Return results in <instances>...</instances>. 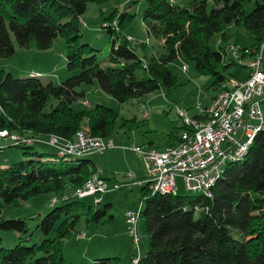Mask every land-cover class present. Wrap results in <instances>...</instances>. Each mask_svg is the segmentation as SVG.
Masks as SVG:
<instances>
[{"label":"trees","instance_id":"1","mask_svg":"<svg viewBox=\"0 0 264 264\" xmlns=\"http://www.w3.org/2000/svg\"><path fill=\"white\" fill-rule=\"evenodd\" d=\"M103 1L0 0V58L15 53L12 35L20 47L39 50L51 48L62 36L66 41L67 68L77 71L54 84L44 83L32 74L17 78L0 68V131L72 140L78 130L87 127L92 135L109 138L115 132L119 113L103 104L92 106L89 101L87 108L73 107L74 101L86 96L84 90H79L83 84L97 80L103 91L120 102L162 87L168 96L180 82L170 65L180 58L186 63L194 62L199 73L215 76L211 86L217 90L228 79L220 69L237 64L233 58L225 63L231 36L228 29L235 26H245L255 38L251 47L263 52L264 0L257 1L251 11L245 9V4L254 0H215L210 10L205 0H191L189 7L169 0H146L142 12L146 39L152 37L162 43L149 46L144 40L133 44L129 35L120 39L119 32L106 27L112 36V47L109 64L102 66L97 49L80 39L88 3ZM133 17L128 11L120 13L121 27ZM216 34L220 35L218 51L210 46ZM50 99L57 104L46 111ZM183 128L173 127L168 134L169 144ZM25 153L36 158L13 160L9 167H0V215L6 206L41 194H51V202L54 196L70 195L50 202L53 209L37 225L39 242L27 245L21 240L14 247H5L0 237V264H68L64 256L66 240L82 217L87 222H100L107 214L106 206L97 207L72 195L97 173L96 165L87 157H61L55 150ZM141 192V218L146 224L149 249L139 264H264V131L256 136L245 160L227 166L212 198L153 194L147 184ZM0 228L28 231L23 218L1 219ZM92 264L119 262L117 257H109L95 259Z\"/></svg>","mask_w":264,"mask_h":264},{"label":"rangeland","instance_id":"2","mask_svg":"<svg viewBox=\"0 0 264 264\" xmlns=\"http://www.w3.org/2000/svg\"><path fill=\"white\" fill-rule=\"evenodd\" d=\"M205 1L210 10L215 0ZM257 1L262 2L263 0L246 2L245 9L251 11L257 6ZM190 2L191 0H176L174 3L178 4L180 7H189ZM146 6V0H105L100 3L89 2L82 16L86 25L81 24L82 37L80 42L89 44L94 49H97V58L102 66L109 64V56L112 47V36L108 32V29L104 27L105 23H110L112 27L118 26L120 39H124L129 35L132 37V40L129 41L133 44L144 40L149 46H155L156 44H160V42L162 43V41H156L152 37H149L148 41L146 40L145 26L142 19V12ZM124 11H128L134 17L132 21L126 22L127 25L122 28L121 21H119L118 18L119 14ZM228 32L231 36L226 48L227 59L225 63H229L228 59L233 58L237 64L231 65L227 70L223 68L220 70L227 78L234 77L239 80H245L247 76V67L244 64L247 63L248 59L242 56L241 51L235 53L231 48H252L251 46L255 44V38L243 25L229 28ZM12 39L16 46V51L8 58H0V68L12 73L14 77L26 78L30 77L32 73H39L40 76L38 78L44 83L52 82L54 84H60L77 72L70 71L67 68V49L64 37L59 36L55 40L53 46L45 50H39L34 47L22 48L17 44L13 35ZM219 44L220 35L216 34L210 40V46L215 51H218L220 49ZM262 50L263 52L260 53L263 54L264 59V45ZM184 63L186 62L178 58L170 65L173 73L180 76V82L177 86L170 89V94L168 96L166 95V89L162 87L160 90L148 93L140 98L120 102L112 95L103 91L97 80H95L93 84H83L79 88V90H84L86 92V97L74 101L72 103L73 107L87 108L89 105L86 101H89L92 106L95 104H103L117 110L119 113V118L115 125V132L112 137H109L113 139L114 147L106 150L104 154H95L87 157L97 164V175L107 177V179H105L110 183H122L125 182L124 177L127 172L135 169L134 166L139 157L135 152L128 150V146L124 145H128L129 139L130 141L132 139L130 130V128H132L131 118L134 114H137L140 118L139 112L142 106L146 107V110H149L153 115H157L158 119H156L155 122L160 124V126L164 123L173 126H181L182 123L177 118L175 110L172 109V104L194 112L197 105L200 104L201 106H205L209 102L210 96L213 94L214 90L211 85L215 80V76L199 73L194 62H187L188 70L184 71L182 69ZM56 104V100L50 99L45 110L49 111L51 106ZM157 108L160 109L158 110V114H155ZM261 109L264 115V102L261 103ZM146 121L147 120L139 119V123L144 124L141 126L143 131H146ZM145 133L147 134V132ZM35 137L39 138V136L36 135ZM34 145L35 146L27 149L18 148L11 142L0 138V167H9L13 160L21 161L36 158L35 155L26 154L25 152L34 153L47 150L52 152L55 150L58 154L57 149L47 143L45 145L36 142ZM58 158L57 156L53 157V159ZM177 185L176 194L178 195H201L198 192L189 191L180 176L177 177ZM51 197V194H41L23 201L18 205H9L3 209L0 215V221L1 219L23 218L26 219L28 227V231L23 233L18 231H6L0 228V237L2 238L3 246L14 247L16 244L20 243L21 240L22 244L31 245L41 240V232L37 228V225L41 218L53 209L54 206L51 205ZM79 200L97 207L106 206L107 214L102 216L100 222H87L85 217H82L75 232L66 240L64 256L68 264H92L95 259L109 257H117L119 264H132V256L137 255L138 251L132 237L128 233L123 215L124 210L129 206L139 208L142 202L140 185H136L133 190L121 187L117 190H110L109 192L97 196H89ZM98 202L101 203L97 205ZM109 203H111V206L107 205ZM112 215L115 219L114 222L111 218ZM198 215L199 213L197 212L196 216ZM138 227L141 235L140 255L143 256L147 249H149V239L146 234V224L143 219L139 220ZM80 233H86L91 239H78L77 235Z\"/></svg>","mask_w":264,"mask_h":264},{"label":"built area","instance_id":"3","mask_svg":"<svg viewBox=\"0 0 264 264\" xmlns=\"http://www.w3.org/2000/svg\"><path fill=\"white\" fill-rule=\"evenodd\" d=\"M104 27H111L119 32L118 26L112 27L110 23H105ZM127 38L132 40L131 36ZM231 49L235 53L241 51L247 55L248 61L244 64L247 67L245 80L234 77L224 80L219 84L211 103L197 105L195 113L175 105V114L184 126L176 144L163 150L147 145L133 144L127 147L143 160L146 170L143 183L147 184L151 193L175 195L178 188L177 177L180 176L189 191L212 198L213 189L224 178L227 166L245 160L256 136L264 131V115L261 109V103L264 102L263 54L256 48ZM182 69L188 70L187 63L182 65ZM32 75L40 76L39 73ZM149 113V110H145L144 117ZM0 138L15 145L44 142L55 147L62 157H89L104 154L106 150L114 147L113 139L94 136L87 127L78 130L72 140L55 135L46 138L26 137L8 130H1ZM128 177L125 182L110 183L95 174L83 186L73 191L72 195L84 199L121 187L131 189L136 183L134 174L129 173ZM69 195L70 193L61 197L55 196L52 202L65 200ZM142 206L143 201L139 208L125 211L127 230L138 251L132 258V264H139L141 257L138 222L141 219ZM77 238L91 239L86 233L78 234Z\"/></svg>","mask_w":264,"mask_h":264},{"label":"crops","instance_id":"4","mask_svg":"<svg viewBox=\"0 0 264 264\" xmlns=\"http://www.w3.org/2000/svg\"><path fill=\"white\" fill-rule=\"evenodd\" d=\"M146 36H147V34H146V29H145V37ZM246 78H247V76H246ZM216 91L217 90H215V89L213 90V94H211L210 100H209V102L206 105L211 103L212 98L216 94ZM171 106H172V109H174L175 105L172 104ZM159 109L157 108V111H156L155 114H158V112H159L158 110ZM145 110H146V107L142 106L141 109H140V112H139L140 118L138 117L137 114H134V116H132V118H131V120H132L131 127L132 128H130L132 139H131V141L129 139L128 145H124V144L123 145L124 146H128V147H130L133 144L134 145H147V146L156 147L158 149L163 150V149L167 148L168 146H170L172 144H176L179 141L180 133L182 132V130L181 129L179 130L178 135H177L178 137H174L173 140L171 141L172 143L169 144L168 143V134L172 131L174 126L173 125H169L168 123H166V124L164 123V124H162V126H160V124L155 122V120L158 119L157 115L155 116V115H153L150 112L147 117H144L143 114H144ZM164 112L166 113L165 110H164ZM195 112H196V110L194 112H191V113H195ZM139 119L147 120L146 121L147 123L145 124L146 125L145 126L146 127V131H143L141 126L144 125V124H140L139 123ZM177 127H181V126H177ZM145 132H147V134ZM27 135L35 137V135H33L32 133H27ZM39 138H41V137H39ZM44 138H46V137H44ZM40 143L46 145V143H44V142H40ZM115 147H116V145H115ZM123 148H125V147H123ZM125 149H127V148H125ZM128 150H130V149L128 148ZM106 155H109V154H106ZM95 165H96V168H97V164H95ZM134 167H135V169L134 170H130V172L128 171L126 176L124 177V181H127L129 179L128 174L129 173H133L134 174L133 179L135 180L136 183L134 184V186L130 190H133V188L136 185H140L141 188H142L143 185H145V183H143V181L145 180L146 170H145V165H144L143 160L141 158H138L137 159V163H136V165ZM98 176L102 177L100 175H98ZM102 178H104V179L106 178L107 179V177H104V176ZM100 203L101 202H99V204ZM107 205L111 206V203H109ZM134 207L135 206H129V207H127L124 210V215L123 216H124V222H125L126 226H127V222H126V217H125V211L127 209H129V208H134ZM142 209H143V206H142ZM111 218H112V220L114 222L115 219L113 218V215L111 216ZM134 256H136V255H134ZM134 256H132V257H134Z\"/></svg>","mask_w":264,"mask_h":264},{"label":"bare ground","instance_id":"5","mask_svg":"<svg viewBox=\"0 0 264 264\" xmlns=\"http://www.w3.org/2000/svg\"><path fill=\"white\" fill-rule=\"evenodd\" d=\"M81 22H84L85 23V21L84 20H81ZM4 130H7V129H4ZM9 131V130H8ZM10 132V131H9ZM11 133H14V134H18V135H21L20 133H16V132H11ZM77 133V132H76ZM76 135V134H75ZM21 136H26V137H33V138H36V137H34V136H30V135H27V134H23V135H21ZM10 142V141H9ZM12 143V142H11ZM36 143V142H35ZM35 143H33V144H31V145H26V144H20V145H16V146H22V145H25V146H32V145H34ZM13 144V143H12ZM13 145H15V144H13ZM66 194V193H65ZM57 196H59V195H57ZM61 196H63V195H61ZM61 196H59V197H61ZM55 197V196H54ZM53 197V198H54ZM53 198H52V200H53ZM53 203V202H52Z\"/></svg>","mask_w":264,"mask_h":264},{"label":"water","instance_id":"6","mask_svg":"<svg viewBox=\"0 0 264 264\" xmlns=\"http://www.w3.org/2000/svg\"><path fill=\"white\" fill-rule=\"evenodd\" d=\"M97 205H99V202L97 203Z\"/></svg>","mask_w":264,"mask_h":264}]
</instances>
